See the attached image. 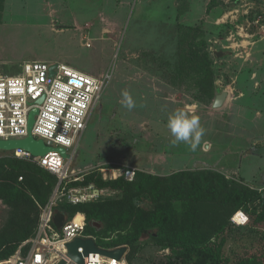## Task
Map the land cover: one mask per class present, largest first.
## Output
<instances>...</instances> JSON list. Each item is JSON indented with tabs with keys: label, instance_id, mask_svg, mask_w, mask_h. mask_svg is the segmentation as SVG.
I'll list each match as a JSON object with an SVG mask.
<instances>
[{
	"label": "rangeland",
	"instance_id": "rangeland-1",
	"mask_svg": "<svg viewBox=\"0 0 264 264\" xmlns=\"http://www.w3.org/2000/svg\"><path fill=\"white\" fill-rule=\"evenodd\" d=\"M191 47L207 52V69ZM31 61L111 73L72 158L76 173L215 170L264 190V0H0V76ZM124 91L135 101L131 110L121 103ZM222 91L229 96L215 108ZM177 110L197 115L205 129L195 151L172 143L167 121ZM105 189L107 198L120 196ZM5 211L0 202V222ZM242 212L245 224L241 213V221L232 215L215 237L226 239V264L261 245L264 224ZM151 233L129 264L165 263L173 255Z\"/></svg>",
	"mask_w": 264,
	"mask_h": 264
},
{
	"label": "trees",
	"instance_id": "trees-1",
	"mask_svg": "<svg viewBox=\"0 0 264 264\" xmlns=\"http://www.w3.org/2000/svg\"><path fill=\"white\" fill-rule=\"evenodd\" d=\"M191 54L204 68L209 67L205 50ZM212 82L209 76L210 86ZM88 183L119 191L120 196L78 205L61 202L56 209L67 216L84 213L85 234L111 237L105 244L108 246L126 245L130 249L127 262L139 248L143 234L154 231L150 236L155 244L174 251L160 264H226V239L221 236L216 241L215 237L232 215L244 210L252 214L254 223L264 224V190L252 189L215 170H181L169 175L138 170L132 181L122 174L103 179L96 170L70 185ZM56 184V176L35 163L0 156V202L7 207L0 222V263L34 235L40 206L48 201ZM259 241L257 249L247 251L232 264H264V234Z\"/></svg>",
	"mask_w": 264,
	"mask_h": 264
},
{
	"label": "built area",
	"instance_id": "built-area-1",
	"mask_svg": "<svg viewBox=\"0 0 264 264\" xmlns=\"http://www.w3.org/2000/svg\"><path fill=\"white\" fill-rule=\"evenodd\" d=\"M55 65L50 72L51 65ZM48 64L31 61L24 64L17 74L0 76V139H23L28 136V117L37 108L31 133L35 139L53 148L62 147L69 158L59 151L50 150L44 155H33L24 148L5 150L3 155L30 161L56 176L57 184L48 201L40 206L38 224L34 235L23 241L14 254L4 264H79L68 256L67 244L75 238H93L99 249L114 250L120 246H98L93 235L85 234L86 216L76 212L72 216L64 214L60 228L55 225L56 209L61 202L78 205L98 201L108 196L107 189L95 183L70 185L83 180V175L71 168L72 158L77 151L81 137L87 128L89 117L109 84L111 73L93 76L62 63ZM43 98L42 102H38ZM1 156V154H0ZM107 169V168H106ZM101 168L103 179H114L123 175L128 181L135 177L136 168L128 167L120 173ZM20 179H22L20 177ZM63 213V212H62ZM245 224L248 216L242 211ZM105 242L111 237H104ZM83 254V247H78ZM126 253L121 258L105 255L99 251L83 256V264H128Z\"/></svg>",
	"mask_w": 264,
	"mask_h": 264
},
{
	"label": "water",
	"instance_id": "water-1",
	"mask_svg": "<svg viewBox=\"0 0 264 264\" xmlns=\"http://www.w3.org/2000/svg\"><path fill=\"white\" fill-rule=\"evenodd\" d=\"M58 28H66L65 26H58ZM223 52H220L222 54ZM218 56V53L215 54ZM54 64L50 67V72H53ZM228 97L227 91H222L217 94L214 99L213 106L215 108L223 106L225 100ZM43 98L39 99L38 102H42ZM38 112L37 108L33 109L28 117V136L23 139H10V140H2L0 139V149L3 150H11L14 148H24L30 151L33 155H44L50 150H57L61 153L64 158H69V154L66 153L65 149L62 147L53 148L46 145L42 139H35L31 133V128L34 123V116ZM64 219V213H57L55 215V225L60 228ZM93 225L97 226V229L101 228V224L94 222ZM78 247H83V254L78 252ZM68 256L71 257L74 261L79 264H83V256H86L89 252L99 251L108 256H114L117 258H121L124 253L128 251V247L123 245L114 250H105L99 249L93 238H75L73 241L67 244ZM57 264H64V261L61 260Z\"/></svg>",
	"mask_w": 264,
	"mask_h": 264
},
{
	"label": "clouds",
	"instance_id": "clouds-1",
	"mask_svg": "<svg viewBox=\"0 0 264 264\" xmlns=\"http://www.w3.org/2000/svg\"><path fill=\"white\" fill-rule=\"evenodd\" d=\"M121 95V103L124 107L131 110L136 106L133 97L128 91L122 92ZM167 128L173 137V144L183 142L192 151L196 150L205 133V129L201 126L200 118L197 115H189L183 110H177L169 116Z\"/></svg>",
	"mask_w": 264,
	"mask_h": 264
},
{
	"label": "crops",
	"instance_id": "crops-1",
	"mask_svg": "<svg viewBox=\"0 0 264 264\" xmlns=\"http://www.w3.org/2000/svg\"><path fill=\"white\" fill-rule=\"evenodd\" d=\"M228 96H229V94H228ZM227 98H228V97H227ZM226 100H227V99H226ZM226 100H225V101H226Z\"/></svg>",
	"mask_w": 264,
	"mask_h": 264
},
{
	"label": "bare ground",
	"instance_id": "bare-ground-1",
	"mask_svg": "<svg viewBox=\"0 0 264 264\" xmlns=\"http://www.w3.org/2000/svg\"><path fill=\"white\" fill-rule=\"evenodd\" d=\"M79 212H81V211H79Z\"/></svg>",
	"mask_w": 264,
	"mask_h": 264
}]
</instances>
